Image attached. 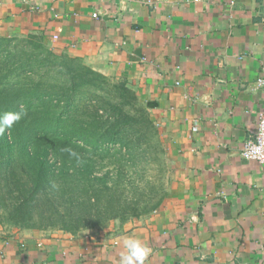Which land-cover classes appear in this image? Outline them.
I'll use <instances>...</instances> for the list:
<instances>
[{
  "label": "crops",
  "instance_id": "1",
  "mask_svg": "<svg viewBox=\"0 0 264 264\" xmlns=\"http://www.w3.org/2000/svg\"><path fill=\"white\" fill-rule=\"evenodd\" d=\"M29 35L149 104L168 192L77 235L0 223V264H118L129 236L145 264H264V165L241 154L264 107V0H0V36Z\"/></svg>",
  "mask_w": 264,
  "mask_h": 264
},
{
  "label": "trees",
  "instance_id": "2",
  "mask_svg": "<svg viewBox=\"0 0 264 264\" xmlns=\"http://www.w3.org/2000/svg\"><path fill=\"white\" fill-rule=\"evenodd\" d=\"M21 105L0 136L2 225L77 235L163 202L166 147L126 80L36 35L0 36V113Z\"/></svg>",
  "mask_w": 264,
  "mask_h": 264
},
{
  "label": "clouds",
  "instance_id": "3",
  "mask_svg": "<svg viewBox=\"0 0 264 264\" xmlns=\"http://www.w3.org/2000/svg\"><path fill=\"white\" fill-rule=\"evenodd\" d=\"M24 115H26L24 105H21L17 111L0 113V136L4 135L6 131H10ZM260 131L264 134V125H262ZM69 152L74 155L70 149ZM244 156L246 158H264V142L250 143ZM150 253L151 249L138 238L134 236L125 237L123 239V248L119 253L118 264H145Z\"/></svg>",
  "mask_w": 264,
  "mask_h": 264
},
{
  "label": "built area",
  "instance_id": "4",
  "mask_svg": "<svg viewBox=\"0 0 264 264\" xmlns=\"http://www.w3.org/2000/svg\"><path fill=\"white\" fill-rule=\"evenodd\" d=\"M94 15L96 16L97 13H95ZM255 86H256V88H264V75H260L257 77V79L255 81ZM262 125H264V107L262 108V110L259 112V115H258V127H257L256 132L250 138H248L246 140V142L242 148L241 154L243 155V157H245L244 153L248 150V146L250 143L256 144L258 142H264V134H262L260 131ZM247 159L257 160L261 164L264 165V158H247Z\"/></svg>",
  "mask_w": 264,
  "mask_h": 264
}]
</instances>
